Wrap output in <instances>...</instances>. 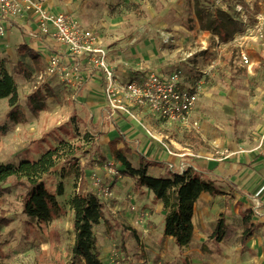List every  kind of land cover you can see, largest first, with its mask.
Listing matches in <instances>:
<instances>
[{
    "label": "rangeland",
    "instance_id": "1",
    "mask_svg": "<svg viewBox=\"0 0 264 264\" xmlns=\"http://www.w3.org/2000/svg\"><path fill=\"white\" fill-rule=\"evenodd\" d=\"M32 1L50 12L66 14L82 28L91 31L109 59L125 72H177L185 86L198 81L203 83L204 93L196 110L200 122L196 129L166 123L140 110L132 111L127 117H116L117 120L113 117L106 119L103 114L97 118L91 103H98L99 97L94 98L88 92L92 85H87V81L67 82L60 77L38 81L37 74L44 68L48 52H40L35 47L36 51L32 50L41 55L38 71L29 48L21 53L19 44L10 46L9 51L8 45H0V67L14 78L19 96L18 107L25 115L22 124L9 122L6 117L10 110L8 100H0V127L7 128L0 138V164L17 166L22 161L37 160L61 141L69 144L72 150L75 148L72 158L61 161L55 174L43 178L44 186L53 195L56 204L49 216L33 214L24 207L25 186L14 184L15 178L0 183V191H9L0 195V216L9 219L7 226L0 227V264H82L72 254L73 213L67 202L75 193L77 177H81L78 188L87 189L89 173L93 169L104 172L101 170L103 164L112 157L108 143L99 137L102 128L107 126L110 130L115 125L125 127L127 123L123 128L127 135L136 131L131 137L140 135L141 139L149 140L144 149L149 151L154 144L159 145L157 149L162 150L159 159L163 155L180 158L169 155V152H173L169 142L171 139L199 154L203 157L200 159L205 161L206 155L214 151L213 143L221 147L233 135L236 145H239L241 141L264 131V58L260 56V51L248 47L249 56L260 62L255 75L249 76L239 66L237 50L232 41L218 44L217 38L199 30L195 5L224 11L219 0ZM235 1L223 0L222 5L228 6L230 15H234ZM31 26L32 22L29 28ZM163 37H169V42L163 43ZM34 39H38V36ZM189 54L192 56L186 58ZM18 63L30 75L15 73ZM80 86L83 88L78 94ZM31 95L39 97L34 105L43 103L45 106L37 115H32L29 110ZM197 132L201 133L202 138ZM130 144L132 147L133 143ZM118 146L121 147V144ZM136 148V144L133 145L134 153L129 157L132 165L137 162ZM180 152L182 158L192 157L186 154V150ZM167 168L165 171L168 173L174 172L169 166ZM100 180L102 186H110L111 190L119 182H110L104 177L102 179V176ZM19 181L26 182L23 178ZM124 181L125 184H121L124 188L132 186L130 180ZM60 186L64 193L58 196L56 193ZM114 196L113 193L109 200L113 205L119 201ZM246 211L252 218L257 213L250 207ZM122 227L124 231L128 230L125 225ZM256 231L252 230L251 237L258 234ZM95 234L100 237L99 231H95ZM211 239L212 235H207L205 243L196 241L195 249L204 254L220 252ZM255 243L258 242L255 240ZM108 245L112 248L124 247L118 236L111 239ZM112 248L109 263L122 264L121 258L112 257ZM133 248L138 251L135 240ZM180 253H185V249ZM251 256L258 261L264 260V254L260 252Z\"/></svg>",
    "mask_w": 264,
    "mask_h": 264
},
{
    "label": "crops",
    "instance_id": "2",
    "mask_svg": "<svg viewBox=\"0 0 264 264\" xmlns=\"http://www.w3.org/2000/svg\"><path fill=\"white\" fill-rule=\"evenodd\" d=\"M31 22L33 26L29 28ZM35 32L37 33L35 20L30 15L8 19L6 34L0 38V45L3 47L8 45V51L9 47L13 46V44H19L20 47L18 50L20 49V51L24 48L25 50H28V48L29 50H35V47L40 52H48L47 55L49 53H57L62 56L67 55V51H65L63 46ZM35 36H38V39H34ZM250 47L260 51V56L264 58V49L261 46L256 44L250 45ZM250 59L253 62L252 72L248 73L245 69H242L249 76H254L260 62L251 56ZM113 65L121 77L132 74H137V76L141 75L135 72H125L118 65L114 63ZM86 79L87 85H92L88 92H91L94 98L99 97L98 103L96 102V104H100L97 106L100 113L95 107L96 104L91 103V107L95 108L93 109L96 113L95 115L98 118L103 114L104 118L112 119L109 117L108 111L104 106L102 93L103 82L99 80L97 74H93ZM92 89L93 91H91ZM199 99L190 116L187 128L196 129L200 122L196 114ZM116 117L120 119L118 115L114 116L113 119L117 120ZM194 123H196V126H193ZM126 126L127 123H125ZM125 127L115 125L108 130V127L104 126L102 128V134L99 137L104 142L109 143V141L117 138L119 135L126 136V141L129 143V146L131 145L130 142L133 143L132 147L130 146L132 150L133 145L136 144V150L138 152L148 158L165 163L163 168L149 167L148 174L154 177L167 176L168 172L165 171V168L170 164L174 166V170L182 163L191 165L196 171H203L206 177L214 182L215 186L221 191V194L211 196L208 193H202L200 195L194 205L192 217L194 230L192 240L186 247L178 248L171 237L163 235L164 212L162 210V203L159 200H153L152 192L146 188L141 192H134L133 182L129 177L115 180L111 179L112 182L119 180L114 189H112L115 195L114 197L119 201L114 202V205L113 203L110 204V201L102 202L105 207L103 210V219L101 220V224L94 229V231H99L100 237L96 236L97 247L99 250V258L103 264H110L108 256L112 247L108 243L116 236L120 239L121 244L124 243V247L119 248L122 252V264L264 263V260L258 261V259L252 258L251 256L257 252L264 254V190L261 191V187L264 184V131L257 134L254 133V137L241 141L239 145H236L233 135L221 147L213 143L214 151L207 154L205 157L206 160L204 161L200 159L203 157L199 154L195 152L194 154L190 149L171 139L169 142L171 143L170 147L173 152L180 154V151L186 150V154L192 157L174 158L163 155L162 159H159L162 156V150L157 149L159 145L154 144L149 151L144 149L148 146L149 140L146 138L141 139L140 135L131 137L136 131L127 135L123 131ZM197 133L199 134V138H202L201 133ZM137 165L135 164L133 167ZM125 179L132 182L131 187L124 188L122 186L125 184ZM88 189L89 187L87 189H81V191H89ZM249 207L251 210L252 208L255 209L257 213H255L253 218L248 214L249 220L245 222L243 220V213H246ZM197 213H199V217ZM219 219H223L224 221L226 234L221 241L216 242L213 241V232ZM122 225H125L128 230L124 231ZM247 227H251L252 230L256 229L258 234L253 237L251 235V238L243 241L242 235ZM207 235H212L211 242L217 245L216 248H220V252L204 254L200 250L195 249V242L198 241L200 244L205 243ZM248 239H252V241ZM134 240L136 247H139L138 251H134ZM255 240L259 245L258 243L254 244ZM100 248H102V251H100ZM182 249H185V253L183 254L180 253ZM242 251L244 252L242 253Z\"/></svg>",
    "mask_w": 264,
    "mask_h": 264
},
{
    "label": "trees",
    "instance_id": "3",
    "mask_svg": "<svg viewBox=\"0 0 264 264\" xmlns=\"http://www.w3.org/2000/svg\"><path fill=\"white\" fill-rule=\"evenodd\" d=\"M194 12L199 30L217 38L219 43L227 44L231 42L237 33H243L245 29L244 25L234 15L218 8L207 9L196 4ZM24 51L25 48L21 49V52ZM29 51L37 66L36 69L39 71L41 55L32 50ZM16 72L21 75H30L20 63L17 65ZM82 88L83 86L78 88V93L81 92ZM1 99H7L10 107L6 116L7 120L15 124L24 123L25 115L18 107L19 96L16 83L12 75L3 67H0ZM38 100L37 95L29 97L28 104L32 115H37L38 111L45 108L43 103L34 105V102ZM6 131L5 126L0 127V138L5 135ZM119 144H122V147L118 148ZM108 147L112 155L110 160L114 162L118 174L122 178L129 177L132 179L133 191L141 192L146 188L152 192L153 200H159L162 203L164 212L163 235L171 237L178 248L186 247L193 237L192 217L196 201L202 193H208L211 196L221 194L214 182L208 179L203 171L200 173L191 168L184 170L182 173L169 172L164 177L151 176L148 174L149 167L163 168L165 163L148 158L138 151L135 152L137 155L136 164L138 165L133 167L134 165L130 163L129 157L134 152L122 135L109 141ZM74 151L75 148L72 150L69 144L61 141L57 147L47 150L37 160L22 161L17 166L0 164V183L9 178H15L14 184L25 186L24 207L33 214L49 216V212L56 204L53 195L47 192L43 178L55 174L60 162L65 158H72ZM79 177L80 175L77 180ZM22 178L25 179V183L19 181ZM1 189L8 190L3 187ZM74 191V195L67 202L73 213L74 241L72 254L82 264H103L99 258L94 229L103 219L104 204L92 192L76 191V189ZM2 192L9 191H0V195ZM63 193L64 191L60 186L56 194L61 196ZM243 216V220L248 222V213H243ZM8 224L9 219L1 215L0 227ZM251 232V227L245 228L242 235L243 241L252 235ZM225 234L226 226L223 219H219L213 232L214 241H221Z\"/></svg>",
    "mask_w": 264,
    "mask_h": 264
},
{
    "label": "built area",
    "instance_id": "4",
    "mask_svg": "<svg viewBox=\"0 0 264 264\" xmlns=\"http://www.w3.org/2000/svg\"><path fill=\"white\" fill-rule=\"evenodd\" d=\"M219 3L224 12H229L228 6L222 5L223 0H219ZM24 15L34 18L39 34L60 44L67 51L66 56L57 53L47 55L43 70L37 74L38 81L43 82L47 77H60L67 82H80L97 74L103 82L104 106L109 117H127L132 111L140 110L169 124L188 125L198 99L204 93L202 81L185 86L177 72L158 71L121 77L91 31L82 28L66 14L50 12L32 0H0V38L6 34L8 19ZM234 16L245 29L234 36L232 43L237 50L239 66L251 73L253 62L247 52L248 47L257 44L264 49V0H236ZM163 38V43L170 40L169 37ZM147 133L150 135V131ZM169 155L183 156L173 152H169ZM115 168L114 162L108 159L101 168L104 172L93 169L89 173L86 181L88 190L101 202L113 197L110 186L101 185V176L110 182L111 179H123ZM169 168L176 173L188 168L195 170L184 163L175 170L171 164ZM80 181L81 177L77 180L76 191L80 190ZM263 190L264 184L261 187ZM111 253L112 257L121 258V250L117 246L112 248Z\"/></svg>",
    "mask_w": 264,
    "mask_h": 264
}]
</instances>
